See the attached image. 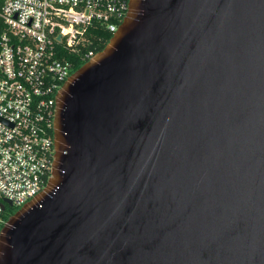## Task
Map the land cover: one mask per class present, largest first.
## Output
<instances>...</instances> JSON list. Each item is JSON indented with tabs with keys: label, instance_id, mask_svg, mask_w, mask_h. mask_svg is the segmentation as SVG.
<instances>
[{
	"label": "water",
	"instance_id": "95a60500",
	"mask_svg": "<svg viewBox=\"0 0 264 264\" xmlns=\"http://www.w3.org/2000/svg\"><path fill=\"white\" fill-rule=\"evenodd\" d=\"M53 135L0 264H264V0H129Z\"/></svg>",
	"mask_w": 264,
	"mask_h": 264
},
{
	"label": "built area",
	"instance_id": "2783aa9c",
	"mask_svg": "<svg viewBox=\"0 0 264 264\" xmlns=\"http://www.w3.org/2000/svg\"><path fill=\"white\" fill-rule=\"evenodd\" d=\"M128 10L129 0H0V229L5 199L19 209L51 176L57 95L75 71L65 50L95 21L114 33Z\"/></svg>",
	"mask_w": 264,
	"mask_h": 264
},
{
	"label": "trees",
	"instance_id": "16d2710c",
	"mask_svg": "<svg viewBox=\"0 0 264 264\" xmlns=\"http://www.w3.org/2000/svg\"><path fill=\"white\" fill-rule=\"evenodd\" d=\"M113 35L104 23L95 21L92 25L86 27L84 31V39L79 42L74 48H68L65 50V57L70 60L75 70L82 66L89 58V51H94V53L102 50L109 39ZM18 207L12 205H6L4 212V220L7 221L8 218L17 211Z\"/></svg>",
	"mask_w": 264,
	"mask_h": 264
}]
</instances>
